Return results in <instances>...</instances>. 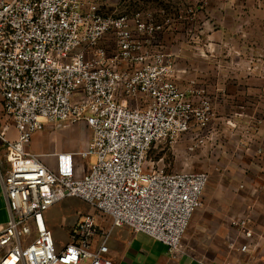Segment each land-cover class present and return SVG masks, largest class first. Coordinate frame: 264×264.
I'll list each match as a JSON object with an SVG mask.
<instances>
[{
  "label": "built area",
  "instance_id": "1",
  "mask_svg": "<svg viewBox=\"0 0 264 264\" xmlns=\"http://www.w3.org/2000/svg\"><path fill=\"white\" fill-rule=\"evenodd\" d=\"M163 27L143 11L104 15L89 0H0V145L8 211L0 264H115L105 257L114 228L126 226L179 252L201 205L205 172L145 165L149 150L214 117L203 88H182L169 56L153 45ZM84 121L85 149L50 154L52 167L25 149L45 124ZM12 127L16 138L8 137ZM47 156V155H46ZM75 156L96 157L78 174ZM264 189V183L261 186ZM77 198L110 218L99 229L84 214L60 245L46 212ZM242 264H264V230L234 222Z\"/></svg>",
  "mask_w": 264,
  "mask_h": 264
},
{
  "label": "rangeland",
  "instance_id": "2",
  "mask_svg": "<svg viewBox=\"0 0 264 264\" xmlns=\"http://www.w3.org/2000/svg\"><path fill=\"white\" fill-rule=\"evenodd\" d=\"M100 8L104 15L150 13L163 27L153 45L169 56L180 86L193 81L210 99L214 117L205 128L193 127L175 140L158 142L145 165L207 173L201 205L184 237L196 227L195 248L209 247L214 259L233 262L237 252L231 244L238 239L234 222L248 217L256 231L264 230V0H109ZM2 125L7 122L0 106ZM91 135L84 121L48 123L25 149L45 154L41 160L52 167L50 154L81 151ZM95 162V156H75L78 174ZM84 214L102 223L101 215L73 197L47 211L60 245Z\"/></svg>",
  "mask_w": 264,
  "mask_h": 264
},
{
  "label": "crops",
  "instance_id": "3",
  "mask_svg": "<svg viewBox=\"0 0 264 264\" xmlns=\"http://www.w3.org/2000/svg\"><path fill=\"white\" fill-rule=\"evenodd\" d=\"M89 1L96 5L99 12L101 11L100 9H102L100 8L102 5L109 3V0ZM7 133L9 139L13 140L16 138V133L11 126L8 128ZM2 155L3 146L0 145V167L1 171L5 172L7 170V164L3 160ZM7 220L8 211L4 192L0 185V227H2ZM46 220L49 226L47 212ZM100 220L102 223L98 225L99 229L107 230L110 226V218L101 215ZM192 230L190 235L183 237L179 252L172 254L168 251L166 245L144 233L134 232L126 226L117 227L111 231L108 237V251L105 257L114 261L115 264H242V257L238 253L237 258L234 259L233 262L222 263L210 255L212 251L211 248L210 250L209 247L206 250L195 248V241H198L199 238L195 235V233H197L196 227L192 228Z\"/></svg>",
  "mask_w": 264,
  "mask_h": 264
}]
</instances>
